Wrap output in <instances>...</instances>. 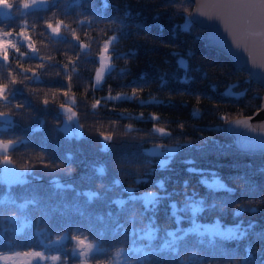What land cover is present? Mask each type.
<instances>
[{"label": "trees", "instance_id": "obj_1", "mask_svg": "<svg viewBox=\"0 0 264 264\" xmlns=\"http://www.w3.org/2000/svg\"><path fill=\"white\" fill-rule=\"evenodd\" d=\"M60 2L57 0V3ZM69 2L75 4L76 0H65V7ZM180 2L82 0L78 9H69L70 19L94 17L95 31L91 35L96 37V41L107 38L100 33V29H105L109 35L117 32L122 37L115 43L117 54L112 61L114 66L110 73H106L105 83L95 93L89 89L85 99V88L99 65L95 54L87 58L81 54L79 70L73 75L72 81V91L76 93L75 104H72L71 97L60 96L55 104L45 107L40 99L25 93L21 100H27L28 110H17L22 114L13 117L14 127L9 133L5 132L4 122L0 121V135L14 133L16 138L25 141L17 144L9 154L13 165L28 178V183L24 185H0V216H9L7 220L0 219V240L4 234L12 237L15 240L13 247L18 250H26L28 245L34 246L36 240L39 242V245H35L37 250H44L48 254L51 250L46 248L47 245L41 246V243L47 244V234H59L66 229L70 235L79 232L97 242L98 247L104 251H98L96 257L110 261L111 264H128L129 260L134 261V264H155L157 256L153 250L161 246L166 233L174 231L178 226L183 231L193 221L231 227L237 224L247 227L249 222H254L257 225L254 232L264 230V206L260 207L257 214L243 212L239 216L235 215L236 210L231 205L223 211L219 207H206L196 219L188 218L190 212H182L178 214L185 219L179 225L172 215L170 205L175 203L177 208H183L189 196L203 199L206 205H210L214 201L219 203L229 195L223 191L212 195L208 186L201 183L202 180H207L212 188H219L217 179L223 181L236 190L231 199L239 200L242 190L236 177L264 167V155L247 154L232 148L231 138L221 130L225 123L222 116L234 119L252 116L258 111L264 89L221 52L207 47L204 43V30L196 25L188 32L181 29L184 13L172 8L173 4ZM16 3L18 5L19 0ZM164 5H168L167 10ZM186 7L192 11L189 0H186ZM22 11L19 7L12 10L13 21L23 23ZM60 11L63 14V9ZM27 19L32 24L36 18L30 16ZM106 21H116L119 28L116 25L106 28ZM41 31L43 29L37 27L32 35L42 55L49 54V48L65 47L59 42L55 46L51 45L47 34L39 35ZM81 35L83 39H88L82 32ZM55 39L59 41L67 38ZM90 51H98L95 41ZM51 54L56 59H64L56 52ZM133 55L135 59H124L125 56ZM180 58L187 62V71L179 65ZM61 69L62 65L49 64L42 70L45 74L41 76L40 87L66 83L55 75ZM186 78L188 82L184 83ZM165 81L164 87H160ZM133 83L145 85V91L140 94L143 103L136 100H102L100 109H91L90 104L94 99L108 95L109 87L113 95L122 91L130 94L128 85ZM230 88L234 93L243 92L244 96L240 100H227L221 94ZM37 95L43 97V93ZM153 97L158 102H153ZM59 103L72 104L79 113L76 124H83L84 127L80 129L78 137H69L62 131L64 116L58 107ZM141 112L144 113L142 118ZM153 113L160 116L158 122L150 118ZM154 123H158L171 135L152 134ZM128 125H132L131 130ZM101 132L113 136L107 142V150ZM157 145H166L162 147L166 151L165 159L169 152L176 151L171 148L179 149L164 168L160 166L161 157L148 153ZM38 155H42L46 162L62 164L63 168L53 170L43 167L36 160ZM26 164L30 166V171L23 170ZM249 164L253 166L251 170L247 167ZM101 167L105 169L103 175L97 171ZM188 168L200 169L202 174L190 173ZM211 179L217 180L218 184H210ZM115 181H119V184H115ZM160 181L164 182V191L158 187ZM127 188H131L132 192L124 191ZM165 191L171 193V197L162 200L155 211H145L142 196L147 192L163 196ZM91 192L98 195L89 200L85 193ZM77 193L80 195L77 196ZM129 195L137 196L138 199L129 200ZM118 200L128 202L121 207L113 203ZM77 208L85 211V217L79 216L75 211ZM13 212L18 218L11 217ZM49 213L51 219L48 218ZM99 217L104 219L101 221ZM23 218L29 223V228L19 234L13 232V228ZM9 225L10 231L5 233ZM148 226L157 229V236L147 242L139 238L137 233L143 232ZM102 231L104 235H100ZM37 232H40L39 236ZM191 233V238L181 246L180 257L185 258V264H194L198 260V257L190 258L193 251L205 256L206 260H212L213 264L220 261L223 249L210 243L208 236ZM63 243L68 247L74 244L70 240ZM139 244H145V252L134 251ZM248 244L252 245L255 254L249 264H264V241H258L253 233H249L238 244L232 242L228 246L238 248L240 254H243ZM59 248L61 245L52 246V250ZM119 248L125 251L133 248V251L119 258L115 255ZM257 248H260L261 253L256 252ZM169 264H180L179 256H170Z\"/></svg>", "mask_w": 264, "mask_h": 264}, {"label": "snow or ice", "instance_id": "obj_2", "mask_svg": "<svg viewBox=\"0 0 264 264\" xmlns=\"http://www.w3.org/2000/svg\"><path fill=\"white\" fill-rule=\"evenodd\" d=\"M194 2V0H193ZM82 0H76L75 4L67 3L65 7V0H61L57 3V0H19L17 5L16 0H0V10H4L3 13L5 18L0 19V121H3V127L6 133H9L14 127L13 117L21 115L22 113L17 110H28L27 100H21V97L32 96L35 99H40L43 106L47 107L49 104H55L56 99L60 96L71 97L72 104H75L76 93L72 91L73 88V75L79 70V62L81 61V54L87 58L89 55L95 54L97 57L98 67L95 69L94 77L91 82L85 88L84 97L88 96V90L91 89L95 93L96 89L101 87L105 83L106 73H110L113 68V58L116 56L115 43L118 42L122 37L117 32L109 35L105 29H100V33L107 37L100 41H96V37L91 35V32L95 31L93 28L94 17H83L79 19H70L68 15L69 9H78L81 6ZM52 6V7H49ZM107 5H105L106 7ZM19 7L23 11L21 17H24L23 23L19 21H13L12 10ZM165 10L168 9V5L163 6ZM172 8L182 11L184 13V23L180 26L185 32L190 31L193 26L197 23L196 17L202 16L210 20H220L224 24V30L222 36L226 38L227 47L230 49L236 61H239L241 52H237V49H243L247 51L251 56V62L254 66L264 69V61L257 62L254 54V49L264 50V0H208L198 6L195 12H192L186 7V0H181L179 4H173ZM63 9V14L61 13ZM50 13V15H49ZM35 17V21L32 24L28 23L27 17ZM73 25H76L75 27ZM110 25H119L116 21H106V28ZM37 27L43 29L39 35L44 36L47 34V39L51 45L55 46L57 42L65 47L56 49L55 47L49 48V54L42 55L41 49L37 46V41L33 39V32L36 31ZM78 28L80 31H78ZM83 36L88 39L85 40ZM227 33V35H225ZM207 35V34H206ZM228 36L231 37V41L228 40ZM66 37L67 39H61L57 41L55 38ZM198 39L201 37L198 35ZM205 38V37H204ZM98 45V51L93 53V42ZM212 42L218 46L223 47L224 41L217 40L215 37L212 38ZM234 45V47H233ZM56 52L63 56V60L56 59L51 54ZM124 59H135V56H125ZM247 62V61H246ZM178 63L187 71V62L180 58ZM49 64L62 65L61 70H57L55 75L60 77L61 80L66 83L60 85H51L46 87H40L41 76L45 73L42 71L46 69ZM63 71V75H61ZM258 80L264 82V71L258 72ZM251 79V75L248 77ZM141 79H145L141 77ZM187 83V78L183 81ZM166 81L163 82L160 87H164ZM35 85V86H34ZM235 85H233L234 87ZM131 92H120L116 95L112 94L111 88L109 87L108 95L102 98H96L90 104L91 109L98 110L101 107L102 100L114 101V102H128V101H139L143 103L141 99V93L145 91V85L143 83H133L128 85ZM43 93V97L40 98L37 94ZM227 100L236 99L240 100L244 93H234L231 88L222 93ZM264 99V98H262ZM153 102H158L153 97ZM72 104L59 103L58 107L65 115L67 121L71 124L72 122L79 119V113L76 111ZM219 106V105H217ZM7 108L8 110H2ZM127 111V110H125ZM264 112V105H262L255 115H260ZM144 113H140L142 118ZM12 118V119H9ZM154 122L160 120V116L155 113L151 114L150 117ZM223 121L226 124H235L246 128L250 132L264 133V124L253 126L251 121L254 119L253 116L245 118L229 119L227 115L222 116ZM78 127L82 129L83 124H78ZM131 130L132 125H128ZM183 128V125H181ZM152 134L159 136L171 135L165 128L160 127L158 123H154ZM105 143V150H107V142L113 139L112 135L100 133ZM24 143L20 139L15 137V134L0 135V165L4 168L13 165L12 156L9 154L17 144ZM185 143H190L185 141ZM156 147H166V145H157ZM238 148L240 151L248 154L260 153L264 155V137H261V143L253 144L247 141H239ZM175 149L174 152L167 154V159L160 160L161 168L166 167L176 152L179 150ZM155 155V154H153ZM36 160L45 168H52L53 170L63 168L62 164H54L50 161L46 162L42 155H38ZM185 163H191V161H185ZM34 167V165H33ZM248 169L251 170L253 166L247 165ZM24 171H30L29 165L23 166ZM101 175L105 174L103 167L97 170ZM190 173H201L202 170L196 168H188ZM219 181V188H212L209 186L207 180H202L208 186L210 193L214 195L216 192H226L229 195L223 197L219 203L213 202L210 205H206L203 199H195L192 196L186 198V203L183 208H177L175 203L170 206L173 209L172 215L175 216L177 225L185 219L184 216L178 213H191L189 219L195 218L196 216L205 211V208L215 209L217 207L223 211L229 205L235 210V215L239 216L243 212L250 214H257L261 206H264V167L256 168L254 172H246L242 176L236 177V180L240 182L239 187L241 188V197L239 200H232L231 196L235 193V189L228 187L226 183ZM115 184H119V181H115ZM187 186V181H185ZM67 187L71 188V185ZM158 187L164 191L165 185L163 181L158 182ZM124 191L131 193L132 189L127 188ZM80 193H77L79 196ZM89 200L96 197L98 194L95 192L85 193ZM171 193L165 191V195H158L156 192H147L142 197H149L150 199L144 200L145 211L154 210L156 206L165 198H170ZM129 200H137V196L129 195ZM128 201L118 200L113 201L121 207H123ZM27 203H34V201H28ZM80 217H85V211L77 208L75 210ZM48 218L51 219V214H47ZM111 215V213L109 214ZM13 219L18 218L14 212L11 215ZM8 215L0 216V219L7 220ZM102 221L104 218L99 217ZM151 220V218H149ZM135 217H133V221ZM219 225V223H217ZM257 225L254 222H249L247 227H241L240 224L235 225L232 228H221L219 226V232L210 233L208 239L210 243L218 248L223 249V255L220 261L216 264H249L253 261L255 254L251 244H248L244 248V253L240 254L238 248H231L228 244L245 240L249 233H253L258 241H264V230L254 232ZM8 232L7 229L4 230ZM148 232L156 234L157 229L153 227L148 228ZM231 232V235L225 236L222 233ZM39 234V233H37ZM102 231L100 235H104ZM134 234V232H132ZM54 236V238H53ZM168 239L158 248L153 251L156 253L157 259L155 264H169L170 256H179L180 264H185V258L180 257L181 246L188 241L192 233L187 229L181 230L178 226L174 231L166 233ZM47 249L51 251L46 254L45 251L37 250L35 246L28 245L26 250H18L12 245L15 240L4 234L2 240H0V262L2 264H42L45 261H51L52 264H111L110 261H104L96 257V253L103 252L102 247H98V243L89 240V238L82 233L69 234L66 229L62 230L59 234L48 233ZM66 240L73 241L74 244L68 247L63 242ZM61 245V248L52 250V245ZM264 247V244H262ZM130 251V250H129ZM125 252L124 248L116 250L115 255L120 257ZM257 253H261L260 248H257ZM198 257V260L194 264H213L212 260H206L205 256L198 255L196 252H191L190 258ZM128 264H134V261L129 260Z\"/></svg>", "mask_w": 264, "mask_h": 264}, {"label": "water", "instance_id": "obj_3", "mask_svg": "<svg viewBox=\"0 0 264 264\" xmlns=\"http://www.w3.org/2000/svg\"><path fill=\"white\" fill-rule=\"evenodd\" d=\"M189 1L192 3V12H195L198 6L208 2V0H194V2L193 0H189ZM3 11L4 10H0L1 19L5 18ZM196 20H197V23L195 25L201 28L202 30H204L205 45L209 48H212L216 51L221 52L232 62V64L235 67L243 70L249 76L251 75L252 77L251 79L257 84H259L264 89V82H261L260 80H258L257 75H256L258 72L264 71V69H260L254 66L251 62V59H252L251 56H249L248 52L244 51L243 49L236 50L237 52L242 53L239 56V61H236L234 59L233 56L235 54L232 53L230 49H228L226 38L221 35L224 30L223 22L220 20H210L202 16L196 17ZM225 35H227V33H225ZM213 37H215L217 40H223L224 46L223 47L216 46L212 42ZM228 40L231 41L230 36H228ZM254 54L256 56L258 63L261 61H264V50L254 49ZM262 98H264V93L262 95ZM262 98H261L260 107L264 105V99ZM255 113L252 115L254 119L251 121V123L253 124V126L258 127L259 125L264 124V112H261L260 115H255ZM239 118L242 119L245 117H239ZM221 130L224 134L228 135L231 138L232 141L230 145L232 146V148H235L236 150H239L238 148L239 141H247L253 144H259L261 143V137H264V133L250 132L246 128L235 125V124L224 123L221 127ZM255 154H260V153H255ZM26 183H28V178L25 176L24 172L20 170L19 168H17L15 165H10L8 166V168H4V166L0 165V185L9 187V186H14V185H24Z\"/></svg>", "mask_w": 264, "mask_h": 264}, {"label": "rangeland", "instance_id": "obj_4", "mask_svg": "<svg viewBox=\"0 0 264 264\" xmlns=\"http://www.w3.org/2000/svg\"><path fill=\"white\" fill-rule=\"evenodd\" d=\"M62 114H63V116H64V121H63V125H62V131L67 135V136H69V137H73V136H75V137H78L79 135H80V132H81V130H80V128L77 126V124H76V121H74V122H72L71 124L67 121V119H66V115H65V113L62 111ZM148 153L149 154H151V155H153V154H155V155H153V156H159V157H161L162 159H165L166 157H164L165 156V153H166V151H165V149L164 148H162V147H156V148H154V149H152V150H148ZM164 157V158H163ZM210 184H218V181L217 180H212L211 179V183ZM147 199H150L149 197H144L143 199H142V201H144V200H147ZM29 223L25 220V218H23L22 219V221L21 222H19V224H18V226H15L14 228H13V232H16V233H21L22 231H24L26 228H29ZM219 226L221 227V228H232L231 226H222L221 224H217V223H210V224H202V223H199V222H195V221H193L192 222V225L190 226V227H188V228H186L188 231H190V232H194V233H196V234H198V235H200V236H209V234L210 233H217V232H219ZM149 227H151V226H148V227H146L145 229H143L142 231L143 232H139V233H137L138 234V237L139 238H143V239H145V240H147V242L149 241V240H152L153 238H155L156 236H157V233L156 234H153V233H150V232H148V228ZM154 228V227H153ZM8 231H10V225L8 226ZM169 232V231H168ZM37 233H39V234H37ZM36 234H37V236H39L40 235V232H37ZM232 233L231 232H228V233H222V235H225V236H228V235H231ZM168 239V237L167 236H165L164 238H163V241H162V244L166 241ZM36 244H38L39 245V242L38 241H34V246L36 245ZM161 244V245H162ZM47 244H42L41 243V246L42 247H44V246H46ZM53 247H55V246H58V245H56V244H54V245H52ZM52 246H51V248H52ZM139 247L136 249H134V251H136V250H141V251H143V252H145L144 251V249H143V247H145V244H139L138 245ZM12 247H13V245H12ZM44 251V250H43ZM130 251H133V248H131V250ZM130 251L129 250H127V251H125L123 254H124V256H126L127 255V253L126 252H129L130 253ZM119 258H122V257H119ZM0 264H2V262H0ZM42 264H52V262L51 261H45V262H42Z\"/></svg>", "mask_w": 264, "mask_h": 264}]
</instances>
